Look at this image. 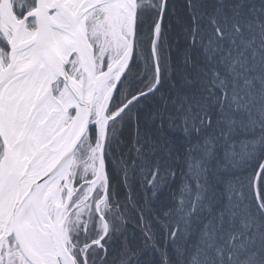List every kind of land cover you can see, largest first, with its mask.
<instances>
[{
    "label": "snow or ice",
    "instance_id": "snow-or-ice-1",
    "mask_svg": "<svg viewBox=\"0 0 264 264\" xmlns=\"http://www.w3.org/2000/svg\"><path fill=\"white\" fill-rule=\"evenodd\" d=\"M0 264H264V0H0Z\"/></svg>",
    "mask_w": 264,
    "mask_h": 264
}]
</instances>
